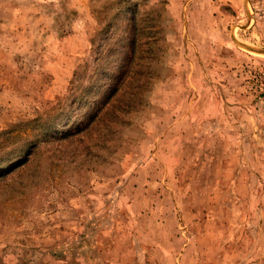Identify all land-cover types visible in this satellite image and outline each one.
Segmentation results:
<instances>
[{
	"label": "rangeland",
	"instance_id": "374dc122",
	"mask_svg": "<svg viewBox=\"0 0 264 264\" xmlns=\"http://www.w3.org/2000/svg\"><path fill=\"white\" fill-rule=\"evenodd\" d=\"M0 264H264V0H0Z\"/></svg>",
	"mask_w": 264,
	"mask_h": 264
}]
</instances>
